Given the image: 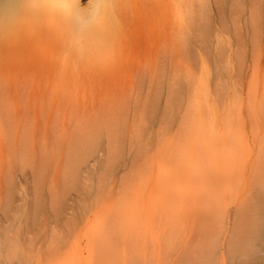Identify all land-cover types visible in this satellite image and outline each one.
Masks as SVG:
<instances>
[{"label":"rangeland","instance_id":"1","mask_svg":"<svg viewBox=\"0 0 264 264\" xmlns=\"http://www.w3.org/2000/svg\"><path fill=\"white\" fill-rule=\"evenodd\" d=\"M104 21L74 78L1 54L0 264H264V0Z\"/></svg>","mask_w":264,"mask_h":264},{"label":"bare ground","instance_id":"2","mask_svg":"<svg viewBox=\"0 0 264 264\" xmlns=\"http://www.w3.org/2000/svg\"><path fill=\"white\" fill-rule=\"evenodd\" d=\"M110 6L111 0H92L89 5L84 0H0V60L7 52L40 55L35 64L61 70L70 79L74 70L90 62L94 66L92 61L99 57ZM19 21L23 27L19 24L12 32ZM40 50L70 54L69 60L63 62L52 54L44 56Z\"/></svg>","mask_w":264,"mask_h":264}]
</instances>
